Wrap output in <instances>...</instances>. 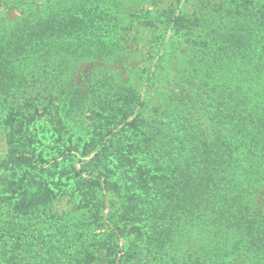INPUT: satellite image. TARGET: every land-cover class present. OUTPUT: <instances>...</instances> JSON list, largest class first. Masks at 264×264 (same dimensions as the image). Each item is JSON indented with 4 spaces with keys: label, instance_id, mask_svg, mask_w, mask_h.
Here are the masks:
<instances>
[{
    "label": "trees",
    "instance_id": "1",
    "mask_svg": "<svg viewBox=\"0 0 264 264\" xmlns=\"http://www.w3.org/2000/svg\"><path fill=\"white\" fill-rule=\"evenodd\" d=\"M95 4L117 7L119 0H0V127L6 133V168L11 172L0 188V208L7 212L0 218V264H101L103 259L113 264L114 232L89 233L102 229L100 206L113 187L102 170L112 149L117 151L121 197L117 241L121 235L130 237L120 264H148L155 256L168 258L162 264H264V197L256 208L247 200L254 190L250 187L264 178V5L244 0L230 5L226 16L172 19L177 32L197 35L201 61L217 75L198 87L216 98L205 93L187 97L188 109L211 117L213 134L194 125L187 128L186 150L178 161L170 149L163 151L168 142L157 127L149 130L138 116L128 120L133 106L124 110L115 104L116 84L92 82L90 76L85 88L57 97L54 86L66 79L63 59H69L68 53L75 51L76 60L100 58L106 46L98 27L103 22L110 35L123 22L102 11L91 17L84 13ZM106 17L111 22H104ZM248 23L261 32H251ZM247 65L258 70H241ZM207 99H221L220 108L207 111L201 104ZM53 100H59L64 116L88 112L104 121L94 127L96 137L80 155L99 151L65 173L73 174L80 212L68 223L53 207L64 195L55 176L64 167L61 160L69 158L55 148L56 154L46 160L39 150L41 138L33 131L39 106ZM113 123L124 124L117 135L112 134ZM177 227L182 228L178 234ZM196 239L204 241L198 248L191 246Z\"/></svg>",
    "mask_w": 264,
    "mask_h": 264
},
{
    "label": "rangeland",
    "instance_id": "2",
    "mask_svg": "<svg viewBox=\"0 0 264 264\" xmlns=\"http://www.w3.org/2000/svg\"><path fill=\"white\" fill-rule=\"evenodd\" d=\"M44 1L39 0L41 3ZM232 1L234 3H231ZM239 1L244 0H119L117 7L114 5L96 6V4L87 7L84 13L90 15L89 17L93 12L102 11L104 16H117L123 22L117 26L116 32L110 35L103 22L98 27L100 30L98 34L102 35V41L106 46L101 52L103 56L100 58L89 55L91 57L89 59L76 60L74 59L77 56L75 51L68 53V57L65 58L69 59H63L68 67L63 75V78L66 79L61 85L54 86L57 97L60 98L66 92L73 91L78 87L85 88V82L90 76L92 82L104 81L109 86L116 84L113 87L117 96L115 104L117 102V105L124 106V110L133 106L131 117L128 120L138 116L149 130L157 127L158 132L168 142V144L164 143L168 148L163 151L168 152L170 149L176 154L179 161L186 150L184 143L186 142L187 128L194 125L196 130H202L208 136L213 134L214 122L211 117L207 113L203 114L199 109H188L187 104L191 102V98L187 97L191 94L205 93L216 98V95L208 88L198 87L211 79L214 80L217 75L210 73V67L201 61L202 54L197 50L201 41L197 35L187 34L186 31L185 34L181 31L177 32L175 21L172 19L178 15L187 17L195 15L201 19H207L214 13L226 16V10L230 5L235 7ZM252 1L257 5H264V0ZM13 14L15 13L11 12V16ZM104 22H111V18H104ZM247 25L251 32H253V28H256L255 34L261 32L256 25L251 23ZM197 42L199 43L196 45ZM72 56L74 57L72 58ZM245 69L258 70L253 65H247L241 70ZM98 74L100 75L97 78L93 76ZM121 97H126V100H122ZM117 98H119L118 101ZM220 100L207 99L203 100L201 104L207 111L212 108L217 110L220 108L218 103H222ZM45 106L46 104H43L38 108V117L34 122L35 130L33 131L38 134V138H41L39 150L46 154V160H51L56 154L55 148H59L60 152L64 151L69 158V161L58 159L62 161L61 166L64 167L60 172L58 171L59 174L55 176V179L58 178L59 181L56 183L63 186L57 187L62 189L64 195L54 202L53 210L61 217H65L66 223L69 219L73 222L75 219H71V217L79 216L80 212L78 203L74 199V179L71 178L73 174L66 175L65 173L72 165L79 169L81 164L79 160L88 162L99 151L96 149L87 156L80 155V152L89 149V147H84V149L82 147L90 144L91 138L96 137L94 127L104 121L97 116L93 117L88 112L64 116V113L60 109L58 110L61 108L59 100H53V104ZM138 113H141L143 118ZM113 115L117 116V110L113 112ZM111 126L114 127L112 134L117 135V131L124 124L117 126V123H113ZM33 131L31 133L34 135ZM5 134L4 129L0 127V188L6 184L7 176L11 174L10 170L6 168L8 147ZM109 137L110 135L106 136L105 140ZM55 140L58 143H55ZM60 143L64 145L61 147ZM114 143L117 145V136L114 138ZM106 160L108 167L102 170L103 177L108 179L113 187L105 192V201L100 206L102 229H93L89 233L92 237L100 235V232L103 234L114 232L112 263L120 264V260L125 256V251L128 250L130 237L124 238L121 235L117 241V207L121 201V197L117 196V151L112 149ZM259 169L260 167H257V170ZM20 173L21 171L16 176L18 177ZM85 176L87 175L85 174ZM49 178L52 181L55 180L53 177ZM250 189L254 190L248 192L247 200L253 202V206L250 208H256L264 197V178L253 184ZM152 199L153 196L149 198V203ZM5 209L0 208L1 219L5 218L7 214ZM103 221L107 225H104ZM176 229L178 230L175 233L178 234L182 228L177 227ZM104 240L108 242L110 238L107 237ZM202 243L197 240L191 246L198 248ZM179 246L187 249L182 244ZM146 255L145 251L142 252V255L139 256L140 261H145ZM167 260L168 258L155 256V259H151L148 264L167 263ZM104 263L106 262L103 259L101 264Z\"/></svg>",
    "mask_w": 264,
    "mask_h": 264
}]
</instances>
